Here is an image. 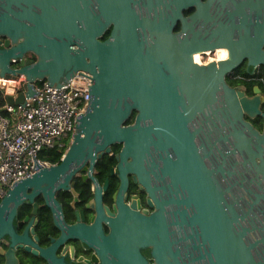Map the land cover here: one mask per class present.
<instances>
[{
	"label": "water",
	"instance_id": "obj_1",
	"mask_svg": "<svg viewBox=\"0 0 264 264\" xmlns=\"http://www.w3.org/2000/svg\"><path fill=\"white\" fill-rule=\"evenodd\" d=\"M192 5L197 12L185 17ZM209 5L210 0H0V88L25 77L24 92L8 96L9 104L38 96L37 82L60 88L77 72L92 76L88 110L77 117L61 161L42 167L34 158L35 174L14 184L1 200L0 242L5 236L18 239L13 221L26 199L42 193L55 201L56 190L66 188L87 164L92 168L111 145L121 144L120 166L125 163L137 176L156 207L150 230L157 237L165 230V247L155 244L156 264H264V135L242 120L224 82L242 59L239 52L208 67L194 62L193 56L224 46L209 41L202 28L211 21ZM178 22L181 30L174 33ZM195 69L202 75L189 85L196 98L191 96L179 115L163 103L161 92L173 93ZM220 90L227 105L214 107L213 115L221 124L215 122L214 136L195 150V135L188 136L189 145L179 128L216 103ZM134 110L136 120L128 125ZM161 151L162 165L148 159ZM241 167L254 173L243 177L245 186ZM173 227L192 229L176 250L168 242ZM129 256L134 264H148L136 252Z\"/></svg>",
	"mask_w": 264,
	"mask_h": 264
},
{
	"label": "flooded vegetation",
	"instance_id": "obj_2",
	"mask_svg": "<svg viewBox=\"0 0 264 264\" xmlns=\"http://www.w3.org/2000/svg\"><path fill=\"white\" fill-rule=\"evenodd\" d=\"M196 12L197 6L192 5L183 11V15L189 17ZM209 15L211 21L202 28H206L209 41L221 40L224 46L193 56L194 62L208 67L230 55L237 56L236 52H239L242 59L224 75V82L234 93L242 120L262 136L264 61L257 56H264V0H210ZM180 30L181 23L178 22L174 33ZM26 58L36 61L31 54ZM201 76L195 69L189 79L185 78L181 85L175 86L173 93L163 90V103L180 115L191 103V96L196 98L197 92L189 85L201 81ZM216 96V103H208L204 112H199L179 128L189 145L188 136L195 135L192 142L195 150L200 151V143L208 144L214 136L213 124H221L215 120L213 110L226 106L227 101L223 90ZM136 116L134 110L127 120L128 125L134 124ZM162 137L165 142V135ZM121 148V144L111 145L92 168L87 164L85 169L78 171L66 188L55 191V201L49 202L42 193L33 201L26 199L13 221L18 239L13 241L10 236H5L0 242V264H134L129 256L134 252L148 264H156L155 244L160 242V247H165V230L161 234L159 231L158 237L150 230L148 220L156 207L150 204L149 194L137 176L124 167L125 163L120 166ZM159 154L164 156L162 151L153 152L148 159L154 158L162 165ZM246 169L238 170L242 182L247 173L249 178L254 176ZM243 184L245 186V182ZM240 191L243 193L244 188ZM241 202L246 205L244 199ZM242 223L249 225L248 220ZM169 232L172 237L168 242L176 250L182 247L180 238L191 234L192 229L173 227Z\"/></svg>",
	"mask_w": 264,
	"mask_h": 264
},
{
	"label": "built area",
	"instance_id": "obj_3",
	"mask_svg": "<svg viewBox=\"0 0 264 264\" xmlns=\"http://www.w3.org/2000/svg\"><path fill=\"white\" fill-rule=\"evenodd\" d=\"M91 80V74L80 71L66 87L40 81L34 85L38 96L13 105L7 97L17 98L24 92L25 77L0 88L6 100L0 107V202L14 184L35 174V160L42 167L50 164L39 159L43 151L68 150L77 117L88 110Z\"/></svg>",
	"mask_w": 264,
	"mask_h": 264
},
{
	"label": "trees",
	"instance_id": "obj_4",
	"mask_svg": "<svg viewBox=\"0 0 264 264\" xmlns=\"http://www.w3.org/2000/svg\"><path fill=\"white\" fill-rule=\"evenodd\" d=\"M108 36H109V30L104 34V36L102 37V40L106 39ZM5 103H6V100L3 98V94L0 91V107H3ZM3 115H6V114L3 112ZM128 123L129 121H127L126 124ZM65 153H66V149L65 150L63 149L60 151H58L57 149H48V150L43 151L40 154L39 159L47 161L50 164H55L61 161V158Z\"/></svg>",
	"mask_w": 264,
	"mask_h": 264
}]
</instances>
